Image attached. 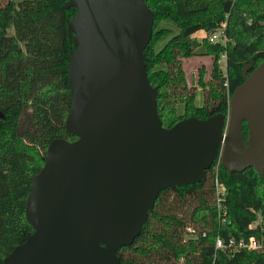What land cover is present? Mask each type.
I'll return each instance as SVG.
<instances>
[{
	"label": "water",
	"instance_id": "water-1",
	"mask_svg": "<svg viewBox=\"0 0 264 264\" xmlns=\"http://www.w3.org/2000/svg\"><path fill=\"white\" fill-rule=\"evenodd\" d=\"M64 5L74 8L64 128L75 138L46 146L25 198L32 232L1 264H123L117 249L138 234L160 190L198 181L216 158L227 172L264 168V61L233 90L225 115L165 128L142 53L152 32L144 1Z\"/></svg>",
	"mask_w": 264,
	"mask_h": 264
},
{
	"label": "trees",
	"instance_id": "trees-1",
	"mask_svg": "<svg viewBox=\"0 0 264 264\" xmlns=\"http://www.w3.org/2000/svg\"><path fill=\"white\" fill-rule=\"evenodd\" d=\"M65 1L0 0V264L32 232L24 216L25 198L44 163L46 146L54 138H75L64 128L72 95L67 62L74 49L66 33L74 8ZM143 1L152 12V32L142 53L148 82L156 88L161 125L168 128L189 116L225 115L233 90L264 61V14L254 15L248 7L264 0ZM160 20L173 21L177 32L155 48L168 33L164 27L155 29ZM221 27L224 47L206 40ZM197 31L204 33L202 48L193 47L191 36ZM209 49L210 77L197 81L202 92L197 106L196 88L186 85L181 58ZM220 54L224 73L217 62ZM178 104L181 114L176 113ZM240 133L246 137L244 121ZM214 176L225 190L219 209ZM256 216L259 222L251 226ZM263 236L264 168L260 174L252 167L227 172L216 158L198 181L160 190L138 234L116 256L123 264H264V247L236 246L240 239L260 241ZM216 238L224 249L215 247ZM230 239L235 243L228 246Z\"/></svg>",
	"mask_w": 264,
	"mask_h": 264
},
{
	"label": "rangeland",
	"instance_id": "rangeland-1",
	"mask_svg": "<svg viewBox=\"0 0 264 264\" xmlns=\"http://www.w3.org/2000/svg\"><path fill=\"white\" fill-rule=\"evenodd\" d=\"M248 7H250V9L254 15L255 14H264L263 2L254 3L252 6H248ZM158 27H164V28L168 29V33L156 42L155 48L159 47L169 35L175 34L177 32V27L173 23V21H171V20H160V21H158V23L155 25V29H157ZM157 36L153 35V39H155ZM203 36H204V33L202 31H197L191 36L193 38V40H195L194 42H197V45L194 48L204 47L203 41L201 42V39ZM200 42L203 45H200ZM212 62H213V56H212V50H210V49H209V52L207 54L193 55L190 57L181 58V66H182L183 72L185 74L186 85L187 86H194L196 88L194 90L193 101H194L195 105H197V106H199L202 103V92H201V89L199 88V84L197 83V81L200 80V82L201 81L206 82L209 80ZM217 62L219 64L221 72L224 73V56H223V54H220L218 56ZM182 112H183V107L181 104H178L176 106V113L181 114ZM216 167H217V164L216 163L213 164L211 167V172L213 170H216ZM260 191H261V189H260V187H258L257 188L258 194L260 193ZM260 241L264 243V236L261 237Z\"/></svg>",
	"mask_w": 264,
	"mask_h": 264
},
{
	"label": "built area",
	"instance_id": "built-area-1",
	"mask_svg": "<svg viewBox=\"0 0 264 264\" xmlns=\"http://www.w3.org/2000/svg\"><path fill=\"white\" fill-rule=\"evenodd\" d=\"M206 40L211 44L217 43L221 46H224L226 43V37L224 35L223 28L221 27L211 33H208L206 35ZM218 161H219V158H217V162ZM213 188H214V199H215L216 207L219 209L222 204V201L225 198V190H224L223 184L218 181L216 176H214V179H213ZM258 222L259 220L257 217L256 220L252 222L251 226H254V224ZM234 243L235 242L230 239L228 241V244H229L228 246ZM236 246L238 248H245L247 250H261L264 247V243L252 237H249L247 240H242V239L238 240L236 242ZM215 247L224 249V244L220 241V239L216 238Z\"/></svg>",
	"mask_w": 264,
	"mask_h": 264
}]
</instances>
